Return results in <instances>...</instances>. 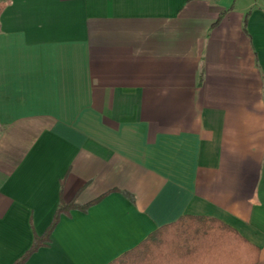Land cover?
I'll return each instance as SVG.
<instances>
[{
    "label": "crops",
    "instance_id": "obj_1",
    "mask_svg": "<svg viewBox=\"0 0 264 264\" xmlns=\"http://www.w3.org/2000/svg\"><path fill=\"white\" fill-rule=\"evenodd\" d=\"M107 264L184 214L264 264V0H0V264Z\"/></svg>",
    "mask_w": 264,
    "mask_h": 264
},
{
    "label": "trees",
    "instance_id": "obj_2",
    "mask_svg": "<svg viewBox=\"0 0 264 264\" xmlns=\"http://www.w3.org/2000/svg\"><path fill=\"white\" fill-rule=\"evenodd\" d=\"M101 197L82 205L59 203L51 223L13 264L24 261L49 240L59 215L71 208L85 210ZM259 249L235 228L209 216L184 214L151 231L141 242L107 264H257Z\"/></svg>",
    "mask_w": 264,
    "mask_h": 264
}]
</instances>
